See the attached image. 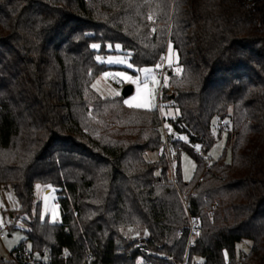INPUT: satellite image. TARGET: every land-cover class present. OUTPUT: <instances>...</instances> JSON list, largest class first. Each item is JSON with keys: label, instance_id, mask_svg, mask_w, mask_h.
Returning a JSON list of instances; mask_svg holds the SVG:
<instances>
[{"label": "trees", "instance_id": "trees-1", "mask_svg": "<svg viewBox=\"0 0 264 264\" xmlns=\"http://www.w3.org/2000/svg\"><path fill=\"white\" fill-rule=\"evenodd\" d=\"M115 44L138 69L175 54L161 92L177 189L158 110L91 87L107 68L96 56ZM36 183L56 189L57 222L39 218ZM0 185L29 218L0 264H179L188 215L199 229L188 260L264 264V0H0Z\"/></svg>", "mask_w": 264, "mask_h": 264}, {"label": "rangeland", "instance_id": "rangeland-1", "mask_svg": "<svg viewBox=\"0 0 264 264\" xmlns=\"http://www.w3.org/2000/svg\"><path fill=\"white\" fill-rule=\"evenodd\" d=\"M94 49L97 50L98 47ZM106 50L108 51L107 53L96 56L97 62L103 63L107 68L93 79L91 83L92 89L102 97H122L123 88L130 86L132 88L131 93L122 97L126 106L157 109V90L160 81L154 69L151 67L139 69L133 67L128 60V55L118 44L113 46L107 45ZM164 55L166 63L165 72L168 67L173 73H176L177 68L174 65L175 54L172 49L167 47ZM121 73L123 75H119ZM167 79L168 76L165 75L162 82V89L167 84ZM168 91H171V89L169 88ZM125 101H128V103L126 104ZM160 105L162 117L172 116L174 114L171 108H165L162 101ZM225 140V133L222 132L219 140L204 155L208 161H214L218 158L225 147ZM145 157L152 160L155 159L156 155L153 152H147ZM227 158L229 159L228 153ZM180 167L182 179L184 182H187L192 175L194 161L185 152H182L180 155ZM55 190L53 187L44 186L39 183L34 185L33 201L34 204L39 203V218L41 220L47 219L49 222H54L55 218L59 216ZM18 206L19 203L12 189L8 186L0 185V232L4 235V238L0 239V258H8L10 256L9 252L24 238V230L26 229L25 220L29 218L26 216L17 218L16 211ZM121 231L128 239L145 238L148 235L147 230L143 227H125ZM249 245L250 242L248 240H243L237 243L236 248L237 250L247 251ZM192 259L198 261L195 257ZM45 261V256L38 257L34 255V259H30L29 263L44 264Z\"/></svg>", "mask_w": 264, "mask_h": 264}, {"label": "built area", "instance_id": "built-area-1", "mask_svg": "<svg viewBox=\"0 0 264 264\" xmlns=\"http://www.w3.org/2000/svg\"><path fill=\"white\" fill-rule=\"evenodd\" d=\"M152 21H154V18H152ZM166 63H165V55L163 56V58L161 59V61L159 62L157 68L154 70L156 76L159 78L160 84H159V88L157 90V110L159 112V116L161 119V124H160V128H161V132H162V139H163V153L166 155L167 159H168V164H169V176H170V180L172 182V184L176 187L175 184V177H174V172H173V166H172V160L171 157L169 155V141H168V132L164 127L163 121H162V115H161V110H160V102L162 101V92H161V87H162V82L164 79V76L166 75ZM167 106L171 107L172 106V102L167 101L166 102ZM162 109V108H161ZM222 121H219L218 124H222ZM162 155V152L159 153V156ZM180 198L182 200V203L184 205V208H187V204L185 201V197L187 196V191L184 192H179ZM188 219H189V233H188V237H187V245H186V251L183 257V260L181 261V263L179 264H199L198 261H194L192 258L190 260H188V247L189 244L192 242L193 238L195 236H197L199 234V229H198V224L197 222H195L194 220H192L190 218V216L188 215ZM55 221H58V218H55ZM4 238V235L0 232V239ZM135 247L142 253H144L145 255H150V251L144 246V243L141 241H138L135 243ZM166 260L171 261V258L165 257ZM143 264H147V263H143Z\"/></svg>", "mask_w": 264, "mask_h": 264}, {"label": "water", "instance_id": "water-1", "mask_svg": "<svg viewBox=\"0 0 264 264\" xmlns=\"http://www.w3.org/2000/svg\"><path fill=\"white\" fill-rule=\"evenodd\" d=\"M132 88L130 86H125L122 90V97L127 96L129 93H131Z\"/></svg>", "mask_w": 264, "mask_h": 264}, {"label": "snow or ice", "instance_id": "snow-or-ice-1", "mask_svg": "<svg viewBox=\"0 0 264 264\" xmlns=\"http://www.w3.org/2000/svg\"><path fill=\"white\" fill-rule=\"evenodd\" d=\"M91 47H93V48H96V47H98L97 45H95V44H93ZM109 62H111V61H109ZM117 62H123V61H117ZM145 71H147V70H145ZM119 75H123L122 73L121 74H119ZM125 103L127 104L128 103V101H125Z\"/></svg>", "mask_w": 264, "mask_h": 264}, {"label": "crops", "instance_id": "crops-1", "mask_svg": "<svg viewBox=\"0 0 264 264\" xmlns=\"http://www.w3.org/2000/svg\"><path fill=\"white\" fill-rule=\"evenodd\" d=\"M47 190H48V189H47ZM47 190H46V191H47Z\"/></svg>", "mask_w": 264, "mask_h": 264}]
</instances>
